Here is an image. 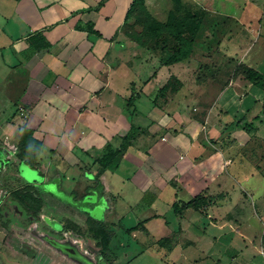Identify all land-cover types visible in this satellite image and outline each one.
I'll return each mask as SVG.
<instances>
[{
  "label": "crops",
  "instance_id": "1",
  "mask_svg": "<svg viewBox=\"0 0 264 264\" xmlns=\"http://www.w3.org/2000/svg\"><path fill=\"white\" fill-rule=\"evenodd\" d=\"M6 1L10 11L0 14V175L16 181L12 191L31 186L42 200L31 211L45 216L46 227H65L63 236L93 248L99 240L91 225H104L114 264L140 256L156 264H222V258L187 253L200 242L211 244L196 228L205 216L217 230L215 240L227 236L225 228L237 234L231 241L242 238L243 264H264V233H248V220L234 211L252 195L233 197V182L264 176V137L257 135L264 125V89L241 73L231 78L228 65L240 53L237 65L264 75V51L250 56L264 33V0H182L216 20L201 36L215 27L219 37L215 49L209 39L196 49L200 54L194 46L189 58L172 64H165L167 50L140 46L127 35L132 0ZM154 1L146 0L148 10ZM159 5L165 10L169 1ZM258 32L257 42L248 43ZM37 34L49 47L30 45ZM8 80L13 96L5 93ZM24 126L41 141L33 166L18 156ZM132 126L135 142L117 167L101 171L97 153L108 143L119 145ZM198 194L213 198L206 211L174 212L175 203ZM227 205L226 215H214ZM161 206L171 209L173 223L163 219ZM132 208L150 212L123 229L148 241L135 256L112 249L114 226Z\"/></svg>",
  "mask_w": 264,
  "mask_h": 264
},
{
  "label": "rangeland",
  "instance_id": "2",
  "mask_svg": "<svg viewBox=\"0 0 264 264\" xmlns=\"http://www.w3.org/2000/svg\"><path fill=\"white\" fill-rule=\"evenodd\" d=\"M168 1L169 5L165 10L161 9L159 0L154 1L149 5V12L161 22H166L169 16L177 15V8L175 6L174 0ZM9 11L10 4H8L6 0H0V14ZM132 14L134 15V19L127 25V31L134 32L135 30H140L143 27L145 29L151 28V25H149L150 22L146 18L145 14L140 10H137L135 12L133 11ZM204 22L205 28L206 26L214 24L216 20L207 18ZM190 23L191 22H183L184 31L192 28ZM203 32L204 31L200 33L203 34ZM207 32L197 38L195 50L201 49V47H206L203 44L207 42L210 43L209 39L212 43V48H216V42L218 40L219 34L216 32L215 27H212V29ZM235 32L231 33V38L236 35ZM236 33L238 34L239 32ZM258 35H260L259 32L257 33V35L255 34V36H251L248 43H256ZM186 36L190 35L186 32ZM260 36L264 38V33H261ZM262 37L259 39L256 47L251 51L250 56H257L256 51H259L260 56L261 51H264V41H261ZM212 53L211 55H215ZM196 54H200L199 51L196 50ZM240 56V53L238 54V56L232 55L234 60H231L228 64L231 67L229 69L231 70V78H233L234 75L241 73L243 64L237 65ZM205 70L206 67L204 64H202L200 75L203 74ZM2 85L3 83H0V87ZM208 92L210 93L211 91L208 90ZM257 135H261L262 137H264V125L261 126L260 134ZM258 139L259 138L256 137L257 141ZM260 163L261 165L259 164V167L264 168V160H261ZM3 167L4 166L2 165L0 171H2ZM2 176L3 174L0 175V200L2 202L0 205V264H79L78 261L71 260L70 258L63 255V252L61 253L60 250H57V248L55 249L56 246L54 244V241L50 240L70 243L77 251V256L88 257L91 260V264H110L107 259L103 258L102 255L99 254L98 243L96 246H93V248H91V245L88 244L82 245V247L77 242L73 243L71 242L70 236L62 235L63 229H66L65 227L60 230H57L51 225H47L48 227H46V223H44L46 221L45 219H43L45 216L42 218V214L40 216H37L34 213L25 211L24 207L22 208L18 206V202L16 201L17 203H15L14 199H17L21 202L24 201L23 199H21V197L17 196L16 193H12V189L17 188V183H15L16 181H11L10 179H7V177L5 178V176ZM263 178L257 175L255 178L250 179L248 182H245L243 180H239L237 183L233 182V184H235L233 197L235 196V193L236 195L239 194L243 196V191H248L252 195V197H250V195L249 197H247L246 203L243 207H237L236 209H234V211L240 217V221H242L243 219L245 221L248 220L250 224L248 233L250 232L251 234H254L259 232L261 236V232L264 233V199L262 196H260L264 193ZM48 199L52 200L49 195ZM254 204H257V208L253 207ZM160 209L163 210V212H161L163 215V219L171 221L173 223L172 218L174 219V214L171 209L165 208L164 206H161ZM229 209V205L223 208H216V212L214 215H216V217H222L229 212ZM256 209L257 212H255ZM140 210L142 209L132 208L127 218H125L121 222V224H117L114 226L116 235L112 241V249L117 251L121 250L130 256H135V254L139 253L145 247H147L148 241H146V243L144 244L145 241L141 239L142 237L138 236V238H134L132 236H128L123 231L124 227H130L137 223L138 219H142V215L150 213L142 212V214H140ZM209 222L210 220L204 216L201 218V222L199 224H196V228L199 230V232H206V235L210 239L211 244L209 243V245H203L200 242L199 245L190 247L188 249V255L203 256V254H205L204 256H206L209 254V256H213L214 259L222 258V264H243L244 260L242 249L244 248V246L242 244V238L240 240L237 239L231 241V239L237 236V234L236 232L231 231L229 228H225L221 233H225L227 236L222 237L220 240H215V236H218L216 232L217 230L211 227V224H209ZM155 223L156 221H153L150 224V227H152V225H154ZM54 225L55 227H59L60 224L56 221ZM72 236L73 235H71V237ZM41 237H43L45 240H43ZM95 247L98 248V252ZM83 249H85V251ZM111 261L113 260L111 259ZM202 263H206V261ZM121 264H129V262L124 261ZM131 264H156V262H154L153 260H147L146 256H140L133 262H131Z\"/></svg>",
  "mask_w": 264,
  "mask_h": 264
},
{
  "label": "trees",
  "instance_id": "3",
  "mask_svg": "<svg viewBox=\"0 0 264 264\" xmlns=\"http://www.w3.org/2000/svg\"><path fill=\"white\" fill-rule=\"evenodd\" d=\"M174 2L177 8V15L169 16L166 22L157 20L149 12L146 7V0H132L124 19V29L127 35L136 41L138 45L145 46L151 43L155 47L168 51V57L165 60V64L176 63L185 60L192 55L197 38L201 35L200 32L204 29V21L208 16L206 11L203 9H193L191 6L184 5L182 0H174ZM137 10H140L145 14L146 18L150 22L149 25H151V28L145 29L143 27L140 30H135L134 32L127 31V25L134 19L132 12ZM183 22H191L190 25L192 28L184 31ZM186 32L190 36H186ZM28 41L35 49L46 48L50 45L46 38L40 34L31 36ZM241 74L249 82L261 89H264V75L259 71L246 65H242ZM8 82L9 80L7 81V88L5 87V93L9 96L12 94H10V83ZM171 83V80L168 81V83L164 85L161 90H166L170 87ZM12 92L14 93L15 90L12 89ZM131 102H133L132 98L128 101V107H130ZM135 134V127L132 126L130 131L121 138V143L119 145L115 143H108L97 153L96 161L100 165L101 171L107 169L108 167L118 166L119 160L126 147L135 142ZM40 148L41 141L34 137L31 129L24 126L18 143V156L22 159L26 158L27 163L33 166L37 162ZM31 189V186H26L21 189H16L12 193H16L17 196L21 197L24 201L21 202L14 199L15 202H18V206L22 208L24 207V210L27 212L34 213L31 211V207L39 210L42 205V200L34 197ZM212 201V197L206 196L205 194H198L188 202H183L180 205L175 203L173 206L174 212L181 214L184 210L190 208L195 211L204 212L212 204ZM91 227L97 237L96 239L99 240L98 248L100 255L107 259L110 264H114V261H111V257L109 256V246L111 242L110 232L102 224H92ZM137 227L138 226L132 228L131 230H135ZM74 229L77 228L74 227Z\"/></svg>",
  "mask_w": 264,
  "mask_h": 264
},
{
  "label": "flooded vegetation",
  "instance_id": "4",
  "mask_svg": "<svg viewBox=\"0 0 264 264\" xmlns=\"http://www.w3.org/2000/svg\"><path fill=\"white\" fill-rule=\"evenodd\" d=\"M43 237H45V236H43ZM43 237H41L43 240H45ZM54 244H55V248H57V249H59L61 252H63L65 255H67L70 259H72V260H75V261H80V262H83V263H86V264H91L90 263V260H88L87 258H85V257H79V258H74V257H72L71 255H68V252L67 251H63V247H74L73 245H71L70 243H65L64 245H61V244H58V243H55L54 242Z\"/></svg>",
  "mask_w": 264,
  "mask_h": 264
},
{
  "label": "bare ground",
  "instance_id": "5",
  "mask_svg": "<svg viewBox=\"0 0 264 264\" xmlns=\"http://www.w3.org/2000/svg\"><path fill=\"white\" fill-rule=\"evenodd\" d=\"M63 250L67 251L68 252V255H71L72 257L74 258H79L80 256H77V251L75 250L74 247H63L62 248ZM79 264L82 263V264H86V263H83V262H80L78 261Z\"/></svg>",
  "mask_w": 264,
  "mask_h": 264
},
{
  "label": "water",
  "instance_id": "6",
  "mask_svg": "<svg viewBox=\"0 0 264 264\" xmlns=\"http://www.w3.org/2000/svg\"><path fill=\"white\" fill-rule=\"evenodd\" d=\"M50 241H54V242H56V243H58V244H61V245H64L65 244V242H58V241H56V240H50ZM56 249V248H55ZM57 250H59V249H57ZM63 251H65V250H63Z\"/></svg>",
  "mask_w": 264,
  "mask_h": 264
}]
</instances>
